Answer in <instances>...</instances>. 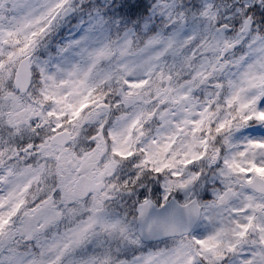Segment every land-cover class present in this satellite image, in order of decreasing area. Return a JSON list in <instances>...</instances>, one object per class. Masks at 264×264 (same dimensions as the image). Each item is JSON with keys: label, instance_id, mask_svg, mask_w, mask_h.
Masks as SVG:
<instances>
[{"label": "snow or ice", "instance_id": "1", "mask_svg": "<svg viewBox=\"0 0 264 264\" xmlns=\"http://www.w3.org/2000/svg\"><path fill=\"white\" fill-rule=\"evenodd\" d=\"M0 264H264V0H0Z\"/></svg>", "mask_w": 264, "mask_h": 264}]
</instances>
